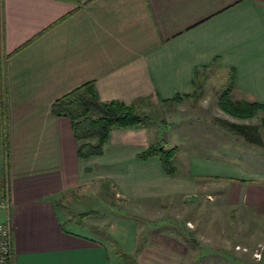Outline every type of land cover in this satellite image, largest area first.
<instances>
[{"label":"crops","instance_id":"0c3cea01","mask_svg":"<svg viewBox=\"0 0 264 264\" xmlns=\"http://www.w3.org/2000/svg\"><path fill=\"white\" fill-rule=\"evenodd\" d=\"M207 73L232 82L234 101L264 105V0H0V198L11 203L0 222L13 225L7 264H124L107 238L80 233L60 211L61 196L85 188L93 173L118 195L145 200L231 179L229 208L264 221V171L241 174L191 155L181 177L179 151L178 174L169 176L158 157L137 158L152 124L114 129L102 155L81 160L71 119L52 112L57 99L93 81L101 100L149 114L192 95ZM234 125L258 131L250 144L263 149V123ZM132 242L125 249L138 250V264L199 256L171 232Z\"/></svg>","mask_w":264,"mask_h":264},{"label":"rangeland","instance_id":"374dc122","mask_svg":"<svg viewBox=\"0 0 264 264\" xmlns=\"http://www.w3.org/2000/svg\"><path fill=\"white\" fill-rule=\"evenodd\" d=\"M202 76L189 97L151 107V143L179 148L181 177L188 171L185 161L191 155L214 159V165L221 169L236 168L241 174L264 171V146L256 149L250 144V140L259 139L258 131L247 129L244 133V127L234 125L261 122L258 130L264 138V119L261 121L259 116L264 118V108L252 118L226 112L218 103L227 89L222 75ZM218 180L199 181L189 187L188 193L174 190L171 195L145 200L118 195L110 179L93 173L85 188L61 196L60 211L80 233L107 238L117 256L118 251L125 252L136 260L138 250L128 253L125 249L133 247V239L143 243L148 236L171 232L186 238L198 253L189 264H264V221L229 208L233 205L229 200L235 181ZM87 211L95 213L81 219Z\"/></svg>","mask_w":264,"mask_h":264},{"label":"trees","instance_id":"16d2710c","mask_svg":"<svg viewBox=\"0 0 264 264\" xmlns=\"http://www.w3.org/2000/svg\"><path fill=\"white\" fill-rule=\"evenodd\" d=\"M232 82L219 98V106L226 112L240 118H252L264 105L257 103H243L233 100L231 95ZM195 93V92H194ZM193 94V93H192ZM190 95H175L166 99V103L180 102ZM52 112L56 115L67 116L72 121V129L77 141V154L81 160H89L100 156L104 146L109 141L114 129H129L146 127L151 124V114L139 109L137 104H126L119 100L103 101L93 81L86 82L57 99L52 105ZM4 121H8V109L4 106ZM5 149L9 154V141L4 140ZM177 146L166 147L157 142L137 154L140 160L158 157L164 172L169 176H177L178 165ZM8 157V156H7ZM95 213L87 211L81 214V219ZM116 241V240H115ZM118 256L129 264H137L125 252L118 251Z\"/></svg>","mask_w":264,"mask_h":264},{"label":"built area","instance_id":"2783aa9c","mask_svg":"<svg viewBox=\"0 0 264 264\" xmlns=\"http://www.w3.org/2000/svg\"><path fill=\"white\" fill-rule=\"evenodd\" d=\"M0 208L9 210L11 203L0 198ZM13 225L10 219L0 222V264H7L12 254Z\"/></svg>","mask_w":264,"mask_h":264}]
</instances>
